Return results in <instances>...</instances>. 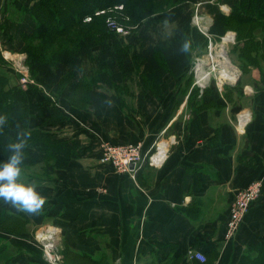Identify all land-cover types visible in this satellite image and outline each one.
Listing matches in <instances>:
<instances>
[{"label":"crops","instance_id":"1","mask_svg":"<svg viewBox=\"0 0 264 264\" xmlns=\"http://www.w3.org/2000/svg\"><path fill=\"white\" fill-rule=\"evenodd\" d=\"M188 1L209 30L238 0ZM176 80L168 75L160 96L148 93L138 117L116 104L78 110L68 99L73 82L55 106L66 119L46 125L52 105L40 90L26 89L31 128L75 138L81 153L49 178L23 175L46 202L39 213L22 211L29 233L0 228V264H239L251 245L264 241V90L244 92L239 113L226 98L213 96L218 108L196 109L187 120L186 98L173 109ZM139 142L145 152L165 145L164 162L143 163L134 176L100 162L103 143ZM257 182L261 197L235 238L226 240L236 193ZM43 234L53 248L40 241ZM16 246L23 251L8 260L5 254ZM194 252L208 260L192 258Z\"/></svg>","mask_w":264,"mask_h":264},{"label":"trees","instance_id":"2","mask_svg":"<svg viewBox=\"0 0 264 264\" xmlns=\"http://www.w3.org/2000/svg\"><path fill=\"white\" fill-rule=\"evenodd\" d=\"M67 1L35 0L28 14L36 27L33 33L23 37V51L33 54L28 66L36 84L30 85L29 90H40L45 95V102L52 105L51 115L43 122L45 125L66 119L55 106L73 82V91L68 98L78 110L85 106L86 109H100L116 104L128 117L140 115L148 93L160 96L168 75L179 79L190 67L194 42L206 44L204 34L193 26L195 6L188 0ZM88 1H91L90 5ZM158 2L168 4L165 7ZM117 3L125 5L129 22L137 26L127 35L111 32L106 26V12ZM98 10L106 12L96 16ZM88 16H92V21L84 25ZM119 21L124 23L126 19L119 18ZM232 23L241 26L237 31L239 66L244 73L254 69L264 73V0H238L230 13H222L215 20L208 34L221 39ZM168 24H175L171 33L166 29ZM34 40L40 41L43 47L61 43L54 56L38 58L39 51L35 52L29 45ZM185 44L187 51L182 50ZM0 66L8 68L2 57ZM78 73L81 76L77 79ZM115 73H122L127 82L116 84L110 78H102L104 74L110 77ZM135 76L137 92L131 88ZM124 96L135 104L127 102ZM82 100H85L84 106L79 103H83ZM241 110V106L235 105L233 113ZM0 117L4 118L0 125V161L9 155V143L16 142L18 134L24 133L21 137L25 140L23 173H30L27 169L34 165L44 166L45 173H32L29 179L49 178L79 158L81 145L75 138L31 128L33 115L28 92L22 86L12 84L6 74H0ZM29 220L20 209L0 199V228L5 232L26 233L23 229ZM16 249L5 257L13 260L23 251L19 246ZM239 264H264V241L251 245Z\"/></svg>","mask_w":264,"mask_h":264},{"label":"rangeland","instance_id":"3","mask_svg":"<svg viewBox=\"0 0 264 264\" xmlns=\"http://www.w3.org/2000/svg\"><path fill=\"white\" fill-rule=\"evenodd\" d=\"M64 1L68 2L67 0ZM34 2L35 0H0V57L4 59L8 68L10 69L8 70V68L0 66V74L8 75L12 84L22 86L25 90L29 89L30 85L36 84L30 76V69L28 66V60L29 58H31V56H33V54L29 53V51H23V48L25 47V42L23 39L24 35H29L33 33L36 27L34 21L31 20L30 15L28 14L29 8ZM87 3L88 5H90L91 1H88ZM158 3H162V6L165 7L168 4L166 2ZM125 12V5H123V3H117V5H115L114 7L109 8L106 12L107 29L112 32L107 23L108 21H113L118 23L119 28L125 29L124 31H127V33L135 30L137 26L132 25L129 22V18ZM195 17L193 19V26L204 34L206 38V44L204 45V43L201 41L194 42L192 64L189 68L186 69L184 75L175 81L174 88L177 91V95L173 103V109L179 107L178 103L182 98H186V109L183 115L186 116L187 120H189L192 112H194V110L196 109L197 111H200L201 109L207 107L218 108L217 102L211 99V97L213 96H218L221 98L224 97L230 102L231 106H234L239 105L240 103H242L241 101L245 99L242 98L244 92H246V94L253 95V93L257 91L264 90V73L261 74L258 69H254L252 72L244 73L241 67L239 66V53L237 51V31L241 30V26H238L235 23L230 24V29L226 34L233 35V41L226 46V50L228 54V59L237 69L235 75L236 78L234 80L221 81L219 79V76L215 74L216 76H211V78L213 77L212 79L209 78V80L206 81L204 84H200V82L198 81V75L196 73V67L200 61L207 59L212 53L215 59L219 58V51L223 45V38L216 39L208 34L209 30L206 27V24L200 21L199 17L197 16V8H195ZM119 18H124L126 19V21L124 23L120 22ZM84 22V25H88L91 21L87 22L84 20ZM174 27L175 24H168L166 26V29L169 33H171ZM122 35L127 34L125 33ZM60 43L58 42L55 45H51L50 47H46L48 46L46 45L44 46V48L40 41L34 40L32 42L30 41L29 45L32 49H34L35 52H37L36 50L39 51L38 58H45L54 56V54H56L57 48L60 46ZM42 47L43 49H40ZM77 76H81V74L78 73ZM25 77L28 80L30 79L31 81H34V84L29 83L24 86L23 79ZM102 78H110L116 84H123L127 82L123 77L122 73H115L110 77L107 74H104ZM136 79L137 76L134 77V81H132L131 83V88L135 92L138 91ZM234 81H237V83L233 84L232 82ZM102 87L105 90L110 91L105 85H102ZM239 96L240 98H238ZM124 97L126 98V101L130 104H135L134 101L128 96ZM80 98L84 99V97L82 96ZM84 101L85 100H82L83 103H79L84 106ZM242 105L243 104H241V106ZM86 108L87 106H85V108H83L82 110L88 111L91 109ZM27 171L30 173H45L43 165H34L33 167L27 169ZM25 173L26 172L22 174L21 179H23V175ZM23 230H25L24 232L29 233V227H26V229L24 228Z\"/></svg>","mask_w":264,"mask_h":264},{"label":"built area","instance_id":"4","mask_svg":"<svg viewBox=\"0 0 264 264\" xmlns=\"http://www.w3.org/2000/svg\"><path fill=\"white\" fill-rule=\"evenodd\" d=\"M106 11L98 10L96 16L105 14ZM85 21H92V16L86 17ZM108 26L112 31L119 34H128L125 29L118 27V23L108 21ZM23 85L34 81L23 79ZM167 150L165 145H157L153 151L145 152L142 142L129 145H114L103 143L101 145L100 162L103 165L113 168L120 174H129L134 176V171L143 163H148L151 166H160L166 158ZM134 166L132 169L131 166ZM263 192V184L261 182L254 183L236 193L235 200L230 209V217L226 226L225 239L233 240L243 224L251 207L259 200ZM50 260L54 258L48 255ZM192 258L198 259L201 262H206V256L201 252H194Z\"/></svg>","mask_w":264,"mask_h":264},{"label":"clouds","instance_id":"5","mask_svg":"<svg viewBox=\"0 0 264 264\" xmlns=\"http://www.w3.org/2000/svg\"><path fill=\"white\" fill-rule=\"evenodd\" d=\"M187 48L188 45L185 44L182 50L187 51ZM3 123L4 118L0 117V124ZM24 135L19 133L17 141L9 143V155L0 161V199L21 211L36 214L42 210L46 198L36 190L34 184L26 183L21 179L25 147V140L21 137Z\"/></svg>","mask_w":264,"mask_h":264},{"label":"bare ground","instance_id":"6","mask_svg":"<svg viewBox=\"0 0 264 264\" xmlns=\"http://www.w3.org/2000/svg\"><path fill=\"white\" fill-rule=\"evenodd\" d=\"M232 41H233V35L229 36L227 39L223 41V45L219 51L220 56L218 59H215L212 53L207 59L202 60L198 63L196 67V73L198 75V81L200 82V84H204L206 81L209 80V78H211V76L215 74L219 76V79L221 81L234 80L236 78L235 75L237 69L228 59L227 50H226V46Z\"/></svg>","mask_w":264,"mask_h":264},{"label":"water","instance_id":"7","mask_svg":"<svg viewBox=\"0 0 264 264\" xmlns=\"http://www.w3.org/2000/svg\"><path fill=\"white\" fill-rule=\"evenodd\" d=\"M229 36H231V34L226 35L225 37H223V41L225 39H227ZM228 55V54H227ZM237 83V81L233 82V84ZM131 168L133 169L134 166L132 165ZM40 241L45 242L47 245H49L51 248H53L55 246V242L51 239V237L47 234H43L40 238Z\"/></svg>","mask_w":264,"mask_h":264}]
</instances>
